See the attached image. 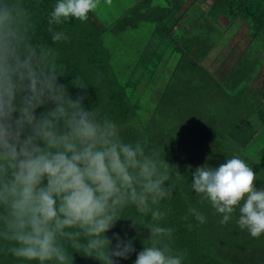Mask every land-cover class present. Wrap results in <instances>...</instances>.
<instances>
[{
	"label": "clouds",
	"instance_id": "9594fccd",
	"mask_svg": "<svg viewBox=\"0 0 264 264\" xmlns=\"http://www.w3.org/2000/svg\"><path fill=\"white\" fill-rule=\"evenodd\" d=\"M98 4L57 0L48 19L52 42L68 39L57 26L86 22ZM33 34L27 7L0 0V248L35 264H72L71 251L115 264L135 249L118 235L113 247L106 233L130 219L150 233L135 264H183L186 252H173V229L161 223L173 190L169 164L144 143L123 141L115 123L87 107L79 77L71 80L81 90L73 96L60 82L67 70L55 50ZM192 176L191 188L222 215L221 224L238 209L241 229L264 234V188L255 187L244 160L197 167Z\"/></svg>",
	"mask_w": 264,
	"mask_h": 264
},
{
	"label": "trees",
	"instance_id": "16d2710c",
	"mask_svg": "<svg viewBox=\"0 0 264 264\" xmlns=\"http://www.w3.org/2000/svg\"><path fill=\"white\" fill-rule=\"evenodd\" d=\"M19 2L29 11L34 40L53 48L57 55V63L66 68L67 72L60 82L68 85L70 93L76 96L81 92L72 86L71 80L76 77L82 79L86 86L82 94L85 96L87 107L94 108L102 118L115 123L123 141L142 142L147 151L155 152L160 160H165L169 164L167 183L173 186V190L171 198L161 204V210L167 212L166 218L161 223L173 229L169 241L173 252H186L183 264H264V234L254 238L246 229H241L237 223L238 209L226 224H221L222 215L215 211L208 200L197 195L191 188L192 174L197 167L207 165L216 168L233 157L244 160L253 168L256 173L255 187L258 190L264 188V149L260 156H253L248 152L259 136H262L264 142L263 96L258 97L260 100L253 111L257 117L256 123L250 124L243 118L231 124L223 118L218 119V116H205L203 122L197 119L194 122L196 126L190 128L187 123L178 136L169 139L165 131H161L164 129L163 123L158 119L160 116L176 117L172 120L178 118V121L187 117L190 123L192 115L198 118L202 116L193 106L180 107L176 116L167 117L160 114L165 98H171L167 93L168 88L161 87V92L155 101L157 102L155 111L148 119L144 118L141 121L138 119L139 122L133 123L137 119L139 102L132 100L134 96L132 92H138L142 85L148 86L151 83L159 88V82L167 75L164 70L157 72L159 61H155L154 55L151 60L144 57L141 60L146 65L149 64L148 61H152V65H148L145 69L134 67L123 79L113 72L114 68L110 63L112 50L103 44L102 36L109 30L119 28L120 24L124 26V23H121L124 17L108 23L96 17L93 12L89 13L86 22L72 18L56 27V30L63 31L68 39L53 43L51 33L48 31V19L57 0H19ZM143 2L149 7L152 6V9L145 14L138 13L139 16L148 17L158 10L154 17L151 15L150 17L158 21V29H162L167 37L170 35V40H174V27L183 22L181 9L184 1L160 0L154 8L153 0H143ZM200 2L212 20H217L222 15L227 17L229 22L226 27L230 26L234 19H245L251 38L260 36L264 29V0H200ZM128 26L134 25L125 24V27ZM201 30H204L205 39L211 37L214 40V35L220 37L221 30L211 22L205 23ZM155 55L159 58L160 53ZM201 57L202 54L199 59ZM216 57L209 66H202V76L206 83L198 87L192 82L188 92L194 89L197 93V97L189 98L192 102H198V96L202 95L205 85L213 86L226 95L228 93L226 86L230 83V87L236 88L237 94L241 95L245 81L250 79L252 73L256 75L255 72L235 71L237 67H233L231 61L224 60L222 56ZM234 74L238 76L234 77ZM190 81L186 83L190 84ZM169 87L174 88L172 81L169 82ZM40 111L43 109H38V113ZM151 128H155L153 133L149 130ZM172 129L176 131L177 127L173 126ZM197 214L204 217L203 223L196 218ZM126 215L135 216V210L128 209ZM117 235L125 242L130 241L135 251L127 258H114L115 264H135L137 254L143 250L144 241L149 238V231L143 227L133 226L130 219H120L106 233V236L112 240L113 247L117 242L115 239ZM71 255L72 264H101L99 260L80 252L71 251ZM0 264H35V262L18 260L0 248Z\"/></svg>",
	"mask_w": 264,
	"mask_h": 264
},
{
	"label": "rangeland",
	"instance_id": "374dc122",
	"mask_svg": "<svg viewBox=\"0 0 264 264\" xmlns=\"http://www.w3.org/2000/svg\"><path fill=\"white\" fill-rule=\"evenodd\" d=\"M137 1L139 0H99L98 7L94 10L98 15V18L105 23L124 17V21L121 22L124 23V26L123 24H120L119 28L109 30L102 36L103 44L112 50L111 55L113 56H111L110 63L114 68L113 72H116L120 78H125L130 74L129 71L134 67L145 69L148 65L153 64L152 61H148L149 64L146 65V63L141 61L143 57L151 60L154 55L155 61H158L160 58L163 60L162 63L158 64L157 72L164 70V73L167 76L159 82V88L157 85L155 86L154 83H151L148 84V86L142 85V88H140L138 92H132V94H134L132 100L135 99L139 102L137 119H135L133 123L136 124L139 120L141 121L144 118L148 119V117L155 111L157 103L155 101L158 98L159 92H161V87H164L163 89L168 88L167 93L171 98H165L160 114H164L167 117L168 115L176 116L181 108L193 106L194 110L202 116L198 118L196 115H192L189 120L191 123L187 121V117L186 119L183 117L181 121H178V118L172 120L176 117L166 118L160 116L161 119H158L160 120V123H163L162 126L164 129L161 131H165L166 136L169 139L178 136L179 132L186 127L187 123L188 128H190L196 126L194 122L197 119H199L200 122H203V117L205 116H218V119L223 118L231 124L238 122L243 118L247 119L250 124L251 122L256 123L257 117L253 114V111L260 100L258 99L260 93H258L256 84L251 79L245 81L241 95H238L235 90L236 88H231L230 83L228 82L229 85L226 86L228 93L226 95L223 91H219V89H216L213 86L209 87L208 85H205L202 95L198 96V102L191 101V99L197 97V93L194 89L191 92H188L190 86H192V82L198 87L202 86L203 83H206L202 76L203 68L201 67L197 52L194 50L190 52L192 55L189 56L172 52V49H168V45L170 47L173 46V42L169 38L170 35L167 37L162 29H158L157 25H155L154 18H152L156 15V11L158 10L149 14L148 17L145 15L143 17L139 16L138 13L142 12L145 14L152 9V6L149 7L145 5L144 2H141L138 5L134 4L137 3ZM158 3H160V0H153V8ZM190 6L188 8L187 16L185 18L183 17V23L181 26L183 27V25H185L189 29L187 35L197 32L198 34L203 35L204 30L201 29L204 27L205 20L198 18V16L202 17L203 14H201L199 7H194V5H192L193 7L190 8ZM150 15L152 17H150ZM125 24L134 26L125 27ZM156 28L157 30H155ZM181 30L182 32H180ZM174 31L175 36L183 37L185 35L183 28L181 29L175 26ZM214 39L218 40V37L214 35ZM157 53H160L159 58H156L157 55L155 54ZM140 63H144V65L138 66ZM230 64L234 67V62H231ZM242 64L243 59L239 60L238 67H241ZM207 66H209L208 63ZM237 76L238 74H234V77ZM171 81L174 84L173 89L169 87V82L171 83ZM187 81H190V84H187ZM260 81H262V78L258 79L257 82L260 83ZM179 91L182 93H179ZM182 97H184V105ZM189 98L191 99L189 100ZM244 102L247 104H243ZM173 126L177 127L176 131L172 129ZM149 130L153 133L155 128ZM258 138L255 145L252 143L253 145L248 151L253 156H260L264 149L262 136H259Z\"/></svg>",
	"mask_w": 264,
	"mask_h": 264
},
{
	"label": "crops",
	"instance_id": "0c3cea01",
	"mask_svg": "<svg viewBox=\"0 0 264 264\" xmlns=\"http://www.w3.org/2000/svg\"><path fill=\"white\" fill-rule=\"evenodd\" d=\"M162 1V0H161ZM164 2L167 0H163ZM184 1L182 16L185 18L188 14L187 9L192 8L194 5L199 7L201 10V14L203 16H198V18H202L205 20V23L208 24L211 22L212 24H216V26L221 30L219 34L220 37L215 41L210 38H206L203 35L197 33H193L191 35H187L189 29L181 24L176 27L184 29V36H175L173 42V46L170 47L168 45V49H172V52L180 53L183 55H192V51H196L198 57L202 54L201 59H199L201 67H207V63L210 65L213 62V58H217L216 56L224 57V60L234 62L235 71L241 70L245 72H255L251 74L250 79L256 84V89L260 96L264 98V29L260 36L254 38L250 37L248 34V27L245 23V19L237 18L234 19L230 26L226 27V24L229 22L227 17L220 16L217 20H212V18L207 14L204 9V5L200 2V0H179ZM143 2V0L137 1L134 3L138 5ZM186 11V12H185ZM190 11V10H189ZM96 17V12L93 11ZM155 20V19H154ZM103 21V20H102ZM113 21V20H111ZM202 21V20H201ZM158 21H155V25H157ZM158 28V27H157ZM157 28L155 30H157ZM175 28V27H174ZM209 28V27H208ZM198 30V28H197ZM182 32V30L180 31ZM199 35L201 37H199ZM199 38H197V37ZM203 39V40H202ZM250 58V61H249ZM168 59V58H167ZM243 59V64L241 67L239 66V60ZM159 63H162L163 60L160 58ZM259 65V66H257ZM211 71V67L209 68V72ZM207 72V71H206ZM262 78V81L257 82L258 79Z\"/></svg>",
	"mask_w": 264,
	"mask_h": 264
}]
</instances>
